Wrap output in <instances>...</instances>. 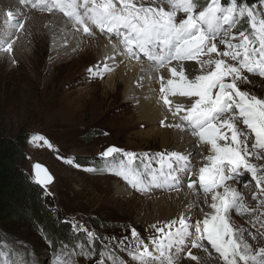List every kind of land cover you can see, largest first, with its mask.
Segmentation results:
<instances>
[{
    "label": "rangeland",
    "instance_id": "rangeland-1",
    "mask_svg": "<svg viewBox=\"0 0 264 264\" xmlns=\"http://www.w3.org/2000/svg\"><path fill=\"white\" fill-rule=\"evenodd\" d=\"M19 2L26 6L24 10H18L19 17L9 19L3 13L4 21L0 23V43L12 45L11 53L0 51V134H28L25 146L27 159L19 166V170L33 179L34 162L46 165L56 181L45 190L44 199L53 209L56 220L71 225L74 232L86 233L99 239L105 249L109 248L117 253V258L110 262L102 255H76L68 247L53 253L52 249L43 246V235L37 229L21 226L8 230L0 225L2 244L11 251L9 256L0 252V264H142L139 256L145 249L150 253L146 259L151 256L157 258L153 264H167L169 255L175 258V264H181L190 250H199L204 254V260L221 264L212 258L214 254H218L210 251L208 243L205 242L207 245L203 249L191 248V238L186 239L182 251L180 247L171 252L165 248V255L161 257L156 251L157 245L169 231L175 232L179 225L177 223L172 229H168L166 225L175 219L159 223L147 220L153 210L159 207V200L164 201L165 205L171 204L174 196L181 190L175 187L176 183L171 179L167 183L159 179L161 172H167V168H160L158 154L166 156L181 153L175 150L179 139L172 137L171 143L164 146L159 138H141L135 132L145 133L151 127L158 126L163 130L167 128L171 135H177L178 138L179 134L190 132L180 118L176 117L179 125L181 124L178 129L163 127L161 122L148 123L136 110L139 104L132 100L130 102L129 96L133 93L126 92L122 77L116 76L113 87L109 88L107 80L120 64L110 63L107 54L105 57L100 55L98 39L107 40L105 34L86 35L82 26L79 29L77 25L74 28L68 27L70 35L75 32L85 40L78 50L55 51L45 24L48 19L57 15L64 24L69 25V18L64 10L41 9L45 4L56 6L51 0L44 5L31 0V7L23 0ZM78 11L82 13L83 9ZM254 11L264 13V7L259 5ZM45 12L48 16H45ZM28 19L34 21L30 26L27 24ZM12 23L23 27H9ZM246 26L244 30L236 26L232 34L250 32L249 25ZM92 30L90 28L91 33ZM111 40L118 42L115 37ZM218 47L221 51L225 50L223 45ZM140 61L143 62L144 59L141 58ZM105 67L110 70L104 71ZM152 67L157 68L154 64ZM89 69L94 71L90 73ZM241 75L243 78L236 82L239 89L264 99V78L244 72ZM157 96L161 100L160 104L163 103L162 93L159 92ZM125 101L130 103L122 105ZM238 128L246 133L248 139L252 137L250 140L254 143L253 134L242 124ZM34 136L47 139L51 148L42 142H33ZM252 145L248 143L249 150ZM113 146L123 150V153L136 154L137 160L130 163L121 153L108 158L102 157V153ZM78 155L92 159L89 163L80 165L75 162ZM191 155H198V147ZM257 155L262 158L257 159ZM103 159L110 160V163L118 161V168L121 169L127 166L132 171L131 175L135 173L142 177V186L149 190L137 192L123 176L97 169L95 165ZM252 159L257 168H264V153H254ZM194 169L189 167L188 171L179 174L182 190L196 193L198 188L187 187L190 181L188 177ZM153 175L158 177L159 187L152 186ZM242 179L248 184L250 182V191L258 192L257 184L250 176L245 175ZM118 184L127 188L126 194L118 192ZM229 184L233 188L237 182L230 181ZM243 189L240 187V191ZM244 197L246 203L241 210L243 214L238 216L235 212L230 213L231 226L234 231L244 226L242 233L246 238L245 242L251 245L255 254L258 249L264 248V203L261 202L264 195L258 192L257 199H253L252 194ZM161 228H164V234H159ZM133 230L137 233L135 237L132 235ZM190 231L194 233V229ZM252 236L256 239L253 240Z\"/></svg>",
    "mask_w": 264,
    "mask_h": 264
},
{
    "label": "snow or ice",
    "instance_id": "snow-or-ice-1",
    "mask_svg": "<svg viewBox=\"0 0 264 264\" xmlns=\"http://www.w3.org/2000/svg\"><path fill=\"white\" fill-rule=\"evenodd\" d=\"M51 2L64 10L66 16L74 18L75 24L82 26L86 35H91L90 27L86 26L90 24L101 33L115 36L122 45L121 54L127 53L137 59L143 55L155 66L166 67L171 78H160L163 104L174 117L180 118L193 137L209 146L210 154L205 157L207 163L199 169L198 184L205 197L211 196L212 214H206V218L195 223H188L191 218L181 216L178 221L166 225L168 229L177 223L179 226L159 242L156 247L159 255H165V248L171 252L180 247L182 251L186 239L191 238V248L203 249L202 242L206 240L224 264H264V248L253 254L251 245L231 226L230 213L242 215L245 206L229 184L230 181L240 183L248 175L257 184L258 192L264 195V168L249 163L254 153H264V99L242 92L236 85L243 78L242 72L264 78V13L254 11L244 0H228L227 4L224 0H209L203 8L200 0ZM81 8L82 13L78 11ZM7 16L12 19L13 13L8 11ZM243 19L247 20L251 31L233 35V30ZM8 26L23 27L16 23ZM218 45H223L225 50L221 51ZM0 51L11 53L12 45L0 43ZM188 64L195 67L188 68ZM109 70L104 68V71ZM93 71L89 69L90 73ZM169 97L177 98L174 106ZM161 124L167 126L163 121ZM239 124L255 138L251 150L247 135L239 130ZM32 141L51 148L42 136H34ZM117 153L123 154L130 163L137 160L136 154L123 153L114 146L106 149L102 157ZM158 155L160 168H167L159 179L164 183L171 179L178 185L179 174L189 170L188 157L177 153ZM256 158L262 157L257 155ZM34 173L35 183L45 190L54 182L40 165L34 166ZM130 173L131 170H120L116 175L123 176L137 192L149 190L142 186L139 175ZM188 178L191 180V176ZM151 180L152 186H160L157 176L153 175ZM196 186L195 181L187 185L189 189ZM190 229H194V233ZM159 234H164V228L159 229ZM132 235L135 237L137 233L133 230ZM252 239L256 237L252 236ZM149 256L145 249L140 255L142 264H153L157 259L155 256L146 259ZM186 258L197 260L191 252ZM167 264H175V258L169 255Z\"/></svg>",
    "mask_w": 264,
    "mask_h": 264
},
{
    "label": "bare ground",
    "instance_id": "bare-ground-1",
    "mask_svg": "<svg viewBox=\"0 0 264 264\" xmlns=\"http://www.w3.org/2000/svg\"><path fill=\"white\" fill-rule=\"evenodd\" d=\"M19 1L20 0H0V23L4 21L3 13L5 15L7 14L8 11L13 12V18L19 17L18 13L26 8V6L20 3ZM46 1L48 0H45V2ZM34 2L38 3L39 5H44L45 3V2L41 3L40 0L38 1L35 0ZM25 3L30 4L31 0H26ZM52 8L54 9L58 7L53 6ZM45 14H46L45 16H48L47 12H45ZM68 18H69V25L64 24L61 18H59L57 15L51 17V19H48L45 24L46 30L49 32L50 36L52 37L53 47L55 51L67 52V51L78 50V48L81 47L82 41L85 40L84 37L82 38V36L78 33L74 32V34L71 35L70 33H68L67 30L68 27L74 28V26L76 25L74 18L71 17ZM31 23H34V21L28 19V23H27L28 26H30ZM91 28L93 29L91 33L92 35L101 36L104 34L101 33L99 30H97L94 26H91ZM105 35L109 40L98 39V49L100 55L105 57V55L107 54L110 63L120 64L118 65V69L116 70V72L112 73L107 80V85L109 86V88L113 87L114 79L116 78V76L122 77V80L125 84L126 92L133 93L132 95L129 96L130 102L132 100L139 104L136 110L139 113V116L143 120H146V122L151 124L152 123L154 124L155 122L158 123L163 121L164 124L167 125L163 127L172 126L178 129V127H176V125H179L178 119L173 116L172 111H170L167 106H165L163 103L160 104L161 100L157 96V94L160 92V86H161L160 78L161 77H164L165 79L171 78L170 74L167 71V68L166 67L160 68L156 66L157 68L154 69L152 67L154 63L143 55H141L137 59L130 57L127 53L121 54L122 47L120 43L113 42L111 40L115 36H110L108 33ZM141 58L144 59L143 62L140 61ZM145 62H151V63L147 64ZM186 67L192 68L195 66L192 64H188L186 65ZM169 99L173 101V106H174V103L177 100V98L169 97ZM129 103L128 101H125L121 104L128 105ZM135 135L141 136V138H147V137L159 138L162 140L164 146H168L171 143L172 137L175 139H179L175 144V150L188 157L190 161L188 167L195 168L194 169L195 171L191 174V178H192L191 180H194L196 182L197 185L196 188H198L197 190H195L196 193L195 192L191 193L190 190L189 191L182 190L183 187L181 182L178 185L176 184L175 187L177 186L181 188V190H179V192L174 196L171 204L165 205V203H163L164 201L159 200L158 201L159 207L153 210L152 215H149L147 220L153 223L154 222L159 223L161 221H167L170 219L179 220L181 216H183L186 219L188 217L191 218L190 220H188V223H191L189 221H193L195 223L197 220H203L204 218H206V214L211 215L212 209L209 207V205L212 203L211 196L205 197L202 190L199 188V184H198L199 169L205 166L207 163L205 157L210 154L209 146L201 144L199 139L197 137H193L190 132H188V134L181 133L177 138V135H175V137L174 135H171L170 131L167 128L163 130L160 129L158 126L151 127L150 130L146 131L145 133L137 131L135 132ZM251 138L252 137L248 139L249 145L254 144L250 140ZM196 147H198V155L192 157L191 152L194 151ZM249 163L253 164L254 166L256 165L254 159L252 160L250 159ZM191 180L187 183V185L189 183H192ZM249 184L247 182H244L242 179L240 183H237L236 186L233 187V189H235L237 194L241 197V203L243 205L244 203H246L244 196L247 195L249 196L251 194L252 196H256L258 193L256 190L250 191L251 188H248V186H250ZM240 187L244 189L240 191ZM117 189L118 192L121 194H126L127 192V188L119 184ZM158 211L160 212L159 214L157 213ZM243 228L244 226L239 227L238 229H236V232L238 234L243 235L242 233ZM243 238L244 240H246L244 235ZM205 242L207 243V241L205 240L203 242V245L206 246L207 244H205ZM209 249L210 251L215 252L210 245H209ZM190 252L193 256L197 257V260L193 261L187 259L186 256L184 261L181 262V264H214L213 262L210 261L208 262L204 260V254L199 250H190ZM213 256L214 257L212 258L215 261H219L221 262V264H224L223 259L219 255L214 254Z\"/></svg>",
    "mask_w": 264,
    "mask_h": 264
},
{
    "label": "trees",
    "instance_id": "trees-1",
    "mask_svg": "<svg viewBox=\"0 0 264 264\" xmlns=\"http://www.w3.org/2000/svg\"><path fill=\"white\" fill-rule=\"evenodd\" d=\"M208 2L209 0H200L201 8ZM244 2L253 6V10H257L259 5L264 7V0H244ZM224 3L227 4L228 0H224ZM246 24H248L247 20L243 19L237 27L244 30ZM28 138V134L16 136L0 134V225L8 230L21 226L37 229L43 235L44 240L41 243L52 249L53 253L68 247L76 255L97 254L110 262L116 260L117 253H113L109 248L105 249L99 239L86 233L74 232L71 225L59 223L53 209L44 199L45 189L37 185L27 173L19 170V166L27 159L25 146ZM91 159L92 157L78 155L75 157V162L83 165L89 163ZM95 166L97 169L114 174L120 170H131L127 166L118 168V161L110 163L108 159L100 160ZM0 252L5 256L11 254L10 249L2 244L1 234Z\"/></svg>",
    "mask_w": 264,
    "mask_h": 264
},
{
    "label": "water",
    "instance_id": "water-1",
    "mask_svg": "<svg viewBox=\"0 0 264 264\" xmlns=\"http://www.w3.org/2000/svg\"><path fill=\"white\" fill-rule=\"evenodd\" d=\"M35 165H40L43 169L46 170V172H47L48 174H50V175L53 177L54 182H53L51 185H49L48 187L52 186V185L55 183V181H56L55 176L53 175V173L50 171V169H49L46 165H44V164H42V163H39V162H34V164H33L32 175H33V179H34V181L36 180V176H35V173H34V166H35Z\"/></svg>",
    "mask_w": 264,
    "mask_h": 264
}]
</instances>
